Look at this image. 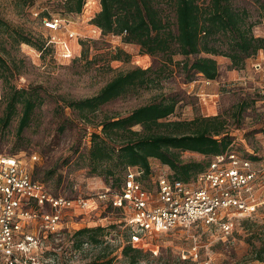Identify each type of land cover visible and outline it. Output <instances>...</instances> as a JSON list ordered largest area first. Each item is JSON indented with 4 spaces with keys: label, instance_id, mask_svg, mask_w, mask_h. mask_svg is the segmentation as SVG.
Wrapping results in <instances>:
<instances>
[{
    "label": "rangeland",
    "instance_id": "374dc122",
    "mask_svg": "<svg viewBox=\"0 0 264 264\" xmlns=\"http://www.w3.org/2000/svg\"><path fill=\"white\" fill-rule=\"evenodd\" d=\"M91 1L97 4L98 12V0ZM64 2L0 0V54L12 69L8 79H0V118L6 106L3 93L9 88L37 93L41 100L20 136L16 134L19 105L7 127L0 122V155L16 156L26 166H32L33 178L44 183L52 194L91 200L105 192L110 183V177L98 175L100 171L91 170L87 161L92 134L100 133L101 122L125 117L140 106L165 98L177 101L169 121L218 115L225 121L231 150L256 158L251 162L259 173L256 216L234 220L227 236L215 228L140 234L134 245L142 247L144 252L135 264H264V51L247 58L238 69L231 67L228 58L215 57L219 76L206 83L201 77L187 75L181 66L184 57L176 55L169 61L162 56H146L137 45H123L111 36L102 37L83 12L66 15ZM231 5L247 14V23L252 25L255 37H264L260 19L264 0H231ZM43 10L64 18L66 22L60 32L54 34L43 29L40 18L33 15ZM166 10L170 12L169 8ZM15 31L32 40L54 36L61 42L54 43L49 52L40 53L26 44L15 43L8 35ZM69 33H74L76 38H69ZM82 40L89 43L80 46ZM228 44L221 42L223 50H228ZM65 46L67 57L63 53ZM117 50L124 55L114 59ZM136 67L152 70L155 83L148 88L129 90L106 103L90 114L88 121L64 106L63 99L92 97L116 74ZM33 155L37 156L34 163ZM181 159L207 161L203 156L187 152ZM150 166L154 175L171 174L158 161L151 160ZM150 186L149 182L144 183L146 189ZM96 205L95 210L67 212L59 233L52 237L40 229L39 221L30 223V231H39L37 247L20 258L18 264H131L123 254L134 237L127 227L130 214L111 208L106 201L96 200ZM97 227L104 228L103 232L75 235L79 230ZM91 237L97 242H92ZM259 257L262 262L256 260Z\"/></svg>",
    "mask_w": 264,
    "mask_h": 264
},
{
    "label": "trees",
    "instance_id": "16d2710c",
    "mask_svg": "<svg viewBox=\"0 0 264 264\" xmlns=\"http://www.w3.org/2000/svg\"><path fill=\"white\" fill-rule=\"evenodd\" d=\"M84 2L65 0L66 15L80 14ZM99 5L100 10L90 25L97 28L102 37L111 36L123 45H137L146 56H162L169 61L173 56H182L185 60L181 66L188 76L215 81L219 76L215 57L228 58L231 67L238 69L247 58L264 51V37L253 35L247 14L235 9L231 0H99ZM47 13L41 16H47ZM260 19L264 25V6L260 7ZM8 35L15 43L26 44L40 53L52 49L48 39L32 40L17 31ZM223 41L229 43L226 51L221 47ZM84 43L89 40H82L79 45L84 46ZM120 55L124 53L117 50L114 59H119ZM193 56L195 58L190 61ZM151 74L149 68L138 67L119 72L94 96L80 100L63 99V104L88 121L90 114L129 90L151 86L155 83ZM8 75H12V69L0 54V79H8ZM3 98L6 102L0 118L3 127L9 125L17 106L21 107L16 130L20 136L28 127L35 108L41 104L40 96L12 87L3 93ZM176 104L174 98H165L140 106L125 117L104 120L99 125L100 133L92 134L88 166L94 172L99 170L98 175L110 177L108 187L112 191L120 190L128 167L141 169L145 180L151 172L150 161L155 160L166 166L174 179L188 182L207 168L212 157L231 149L225 121L221 117L199 115L190 121H169ZM186 152L203 156L207 161H183L181 155ZM247 158L256 160L255 157ZM32 179L38 181L33 178V171ZM128 229L134 233L132 228ZM103 230L102 227L82 229L75 235L82 237ZM91 241L97 242L93 237ZM142 252L144 249L133 247L131 241L123 250L131 264L137 263ZM256 260L262 262L261 257Z\"/></svg>",
    "mask_w": 264,
    "mask_h": 264
},
{
    "label": "built area",
    "instance_id": "2783aa9c",
    "mask_svg": "<svg viewBox=\"0 0 264 264\" xmlns=\"http://www.w3.org/2000/svg\"><path fill=\"white\" fill-rule=\"evenodd\" d=\"M96 5L85 0L82 12L88 21L98 13ZM45 12L33 15L40 18L45 31L60 32L64 18L50 13L41 16ZM68 37L76 35L69 33ZM57 41L61 39H48L52 46ZM63 53L68 56L66 46ZM35 161L37 156L33 155L31 162ZM251 162L229 149L212 157L207 168L188 182L174 179L172 173L154 175L152 169L144 180L141 169L128 167L119 191L107 187L96 199L87 200L52 194L43 183L32 179V166H26L16 156L0 155V264H18L20 258L37 247L39 231H30V223L39 221L40 229L56 235L67 212L95 210L96 200L130 214L128 227L134 232L133 247L142 248L134 245L140 234L177 229L190 232L193 228H215L227 236L234 220L252 219L259 207L255 197L259 173ZM145 182L151 185L149 190L144 187Z\"/></svg>",
    "mask_w": 264,
    "mask_h": 264
},
{
    "label": "crops",
    "instance_id": "0c3cea01",
    "mask_svg": "<svg viewBox=\"0 0 264 264\" xmlns=\"http://www.w3.org/2000/svg\"><path fill=\"white\" fill-rule=\"evenodd\" d=\"M202 78V77H201ZM203 79V78H202ZM204 80V79H203ZM153 161H155V160H153Z\"/></svg>",
    "mask_w": 264,
    "mask_h": 264
}]
</instances>
